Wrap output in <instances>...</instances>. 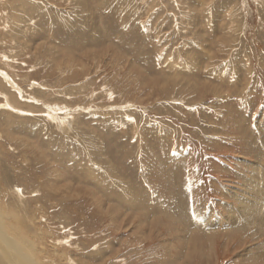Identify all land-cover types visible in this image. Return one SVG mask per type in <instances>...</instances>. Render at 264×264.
I'll list each match as a JSON object with an SVG mask.
<instances>
[{
    "label": "rangeland",
    "instance_id": "374dc122",
    "mask_svg": "<svg viewBox=\"0 0 264 264\" xmlns=\"http://www.w3.org/2000/svg\"><path fill=\"white\" fill-rule=\"evenodd\" d=\"M261 170L264 0H0V264H264Z\"/></svg>",
    "mask_w": 264,
    "mask_h": 264
},
{
    "label": "bare ground",
    "instance_id": "6f19581e",
    "mask_svg": "<svg viewBox=\"0 0 264 264\" xmlns=\"http://www.w3.org/2000/svg\"><path fill=\"white\" fill-rule=\"evenodd\" d=\"M257 176H258L257 179H254L252 177V179H250L247 183V185H249L247 187V190H248L247 195H246L247 197L243 196V197L238 198L239 199L238 201L240 202L239 208L241 211H236L237 213L235 212L234 213L238 215L239 219H237V217L234 216L233 214L227 216V223H228L227 229L231 228L232 226H236L237 223L239 224L242 223V220H243V222L247 224L245 225L247 226V228H250L249 227L250 225H254V227L256 228L255 231H257L258 236L264 235V170H261V172ZM254 227L252 230H254ZM203 228H205V225ZM262 255L264 256V251Z\"/></svg>",
    "mask_w": 264,
    "mask_h": 264
}]
</instances>
